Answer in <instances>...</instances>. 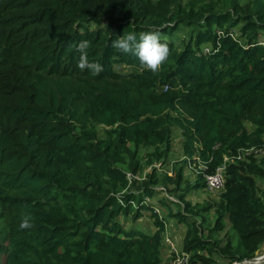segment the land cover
<instances>
[{"label": "trees", "instance_id": "16d2710c", "mask_svg": "<svg viewBox=\"0 0 264 264\" xmlns=\"http://www.w3.org/2000/svg\"><path fill=\"white\" fill-rule=\"evenodd\" d=\"M148 31L170 49L156 74L112 47ZM83 40L99 75L77 66ZM175 132L181 158L169 166ZM254 151L264 154V0H0V264H167L170 220L193 264L252 259L264 250ZM219 169L218 198L197 201Z\"/></svg>", "mask_w": 264, "mask_h": 264}, {"label": "clouds", "instance_id": "9594fccd", "mask_svg": "<svg viewBox=\"0 0 264 264\" xmlns=\"http://www.w3.org/2000/svg\"><path fill=\"white\" fill-rule=\"evenodd\" d=\"M89 41L83 40L76 45V50L80 52L78 67L81 71L87 69L92 75H99L103 71L101 64L95 61H89L88 48ZM112 47L119 52L135 56L144 70L153 74L158 73L162 65L170 56V49L167 43L161 41L159 31H148L141 33L139 39L134 33L117 36L112 40ZM33 227L32 218L23 216L19 224L20 229H30Z\"/></svg>", "mask_w": 264, "mask_h": 264}, {"label": "rangeland", "instance_id": "374dc122", "mask_svg": "<svg viewBox=\"0 0 264 264\" xmlns=\"http://www.w3.org/2000/svg\"><path fill=\"white\" fill-rule=\"evenodd\" d=\"M242 3H247L250 0H241ZM183 37V35H182ZM181 139H180V135L179 132H175L173 135V141H172V153L170 154L169 158H168V162H169V166H171L172 164L178 162L177 160H179L181 158ZM155 168H160L159 165H154ZM150 172V168L146 169L144 172V175L146 173ZM194 171L191 169L190 166H188L187 172H186V176L190 178L191 182H195L196 177L193 173ZM171 173H168V175H170ZM159 193V198H166L170 201L176 202V198L175 197H171L169 196L163 187H157L155 188ZM192 195H194L193 197H195V199L199 202H204V201H213L216 200L218 198L219 195V190L216 189H212L211 191L208 189H199L196 192L192 193ZM155 208H157L159 210V212H161V208L159 206H156ZM124 222V221H123ZM140 227L142 230L144 231H148L151 226L149 225V220L148 219H142L141 221H138ZM124 224L127 226L129 225L130 227V223L129 222H124ZM168 225V230H169V234L174 238L177 246L179 247V243L182 240V235L180 232H182L183 228H181V225H179L178 222H176V220H170L166 223ZM221 236H224V234H221Z\"/></svg>", "mask_w": 264, "mask_h": 264}, {"label": "built area", "instance_id": "2783aa9c", "mask_svg": "<svg viewBox=\"0 0 264 264\" xmlns=\"http://www.w3.org/2000/svg\"><path fill=\"white\" fill-rule=\"evenodd\" d=\"M209 52V48H204L203 53L207 54ZM252 150L245 152V154L251 153ZM256 154L257 152L254 151ZM259 155H264L262 153H257ZM128 177H130L128 175ZM223 186V171L222 169L217 170V173L211 177L207 178V188L208 190L216 189L219 190ZM157 191V190H156ZM154 211L160 215V212L157 208H154ZM165 232L163 235V244L165 246V256L167 259V264H193L190 259V255L184 253L181 248V242L179 243V247L177 246L174 238L169 234L168 225L165 224ZM241 263V262H239ZM238 262L233 264H239ZM243 264H264V250L260 253L257 252L255 257L248 260H243Z\"/></svg>", "mask_w": 264, "mask_h": 264}, {"label": "water", "instance_id": "95a60500", "mask_svg": "<svg viewBox=\"0 0 264 264\" xmlns=\"http://www.w3.org/2000/svg\"><path fill=\"white\" fill-rule=\"evenodd\" d=\"M258 252V251H257ZM260 253V252H259ZM239 264H243V261L241 262V263H239Z\"/></svg>", "mask_w": 264, "mask_h": 264}]
</instances>
